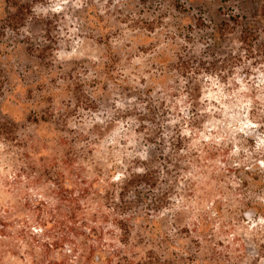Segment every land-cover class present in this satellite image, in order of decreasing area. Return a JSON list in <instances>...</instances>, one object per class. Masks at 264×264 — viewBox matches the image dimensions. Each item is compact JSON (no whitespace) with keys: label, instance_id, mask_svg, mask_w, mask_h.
Here are the masks:
<instances>
[{"label":"rangeland","instance_id":"rangeland-1","mask_svg":"<svg viewBox=\"0 0 264 264\" xmlns=\"http://www.w3.org/2000/svg\"><path fill=\"white\" fill-rule=\"evenodd\" d=\"M25 152L93 182L73 264H264V0H0V180Z\"/></svg>","mask_w":264,"mask_h":264},{"label":"trees","instance_id":"trees-1","mask_svg":"<svg viewBox=\"0 0 264 264\" xmlns=\"http://www.w3.org/2000/svg\"><path fill=\"white\" fill-rule=\"evenodd\" d=\"M23 143L36 150L39 141L32 138ZM21 154L27 161L8 156L5 165L17 167L21 161L27 168L19 167L12 180H0V191L9 196L0 195V264H17L10 262L11 257L24 264H73L78 253L84 252L78 236L90 238L81 228H94L88 222L91 216V221L96 218L88 203L93 182L82 177L84 168L77 167L79 160L73 152L61 159L68 175L55 172L45 162L37 168L34 157ZM66 181L72 187L66 186ZM31 188L41 190V195H32ZM69 243L71 249L63 251ZM94 247L88 246L90 255L95 253Z\"/></svg>","mask_w":264,"mask_h":264}]
</instances>
